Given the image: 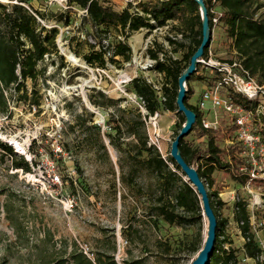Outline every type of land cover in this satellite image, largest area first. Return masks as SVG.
<instances>
[{"label":"rangeland","instance_id":"rangeland-1","mask_svg":"<svg viewBox=\"0 0 264 264\" xmlns=\"http://www.w3.org/2000/svg\"><path fill=\"white\" fill-rule=\"evenodd\" d=\"M103 1L117 11L130 6L122 0ZM148 1L154 0L144 2ZM0 3L7 10L13 4L22 5L36 18L37 31L43 28L42 34L56 30L54 45H50V51L37 65L36 80H26L19 92L13 87L4 92L8 109L0 112V140L34 165L24 172L0 159V264H44L64 251L69 252L73 242L90 258L103 249L111 252L114 243L112 253L120 264L140 258L143 264H188V244L196 228L169 225L157 216L154 203L158 187L153 173L140 163L146 156L142 151L144 140L147 148L155 146L163 157L170 152L180 124L179 112L161 106L157 114L149 115L132 81L141 78L156 85L164 83L168 88L171 85L154 71L125 67L128 60L120 56L112 62L110 50L118 42H125L131 48L132 58L148 40L151 43L142 52L145 58L155 60L149 52L153 50L163 59H181L191 35L186 31H182L184 35L178 33L184 27H179L177 20L167 21V29L141 28L127 36L122 28L101 31L84 9L69 5L67 0H0ZM257 6L253 4L250 13L262 15L264 8ZM211 9L221 10L212 2ZM211 32L209 50L213 57L241 64L226 37L224 23L218 20ZM142 39L143 45L132 48L134 40L140 43ZM29 46L26 44L25 48ZM100 50L105 51L106 67L85 61L86 55ZM65 51L72 52L83 67L69 62ZM125 73L132 80L121 84L119 81L127 80L122 77ZM198 74L203 78L195 76L188 81L194 91L189 102L200 111L201 124L204 121L215 129L218 146L244 158L247 169L253 168L261 175L264 157L256 153L250 156L248 150L237 145L234 133L227 132L231 126L228 116L221 110L204 111L198 107L204 90L217 87L220 95L226 96L228 87L219 85L221 79L207 66H199ZM258 100L264 104V95H259ZM262 115L251 121L260 137L264 132ZM115 125L120 126L119 132ZM186 140L199 150L206 147V139L198 137L197 130ZM251 157L255 161L253 167H249ZM231 175V168L216 169L215 182L210 187L216 193L214 200L221 201L217 207L219 218L225 220L217 252L233 248L243 264H255L244 256L245 240L229 192L234 191L246 201L251 231L256 234L262 256L264 186L253 185L258 196V204H253L254 194ZM129 225L132 242L125 238ZM206 231L204 218V238Z\"/></svg>","mask_w":264,"mask_h":264},{"label":"trees","instance_id":"trees-1","mask_svg":"<svg viewBox=\"0 0 264 264\" xmlns=\"http://www.w3.org/2000/svg\"><path fill=\"white\" fill-rule=\"evenodd\" d=\"M67 2L69 5L87 9L88 19L99 30L107 31L111 28H122L126 36L141 28H154L155 26L165 25L169 20H177L180 24L179 27H184V30L179 28L178 33L182 35V31H186L191 35L190 43L186 47L182 58L173 59L168 57L160 61L157 53L149 50L151 57L157 59L154 69L163 73V78L171 85L168 88L164 83L161 84V95L165 97V100L160 98L158 91L154 89L151 83L145 82L141 78H134L132 81L133 89L143 99L145 109L149 115L159 112L161 106L170 112L177 111L175 101L178 92V77L189 65L190 58L202 38L199 8L194 0H154L140 3L138 5L139 10H134L129 6L120 11L115 10L112 5L103 0H67ZM211 2L212 0H204L208 10L210 28L213 25L210 12ZM216 3L222 12L219 21L225 25L226 37L231 41L230 46L241 60L243 68L259 84H262L264 82V16L262 17L264 12L262 15L255 16L256 13H250L249 9L253 4H257L258 9L264 8V0H216ZM6 7L0 3V112L2 113L8 109L4 92L12 87L16 92H19L22 88L24 89L26 80H36L39 73L37 65L42 60L43 55L50 51V45H54L53 38L56 33L55 29L47 31L45 34H42L43 28L37 31L36 18L22 5L13 4L8 10ZM148 16L155 21V24L150 23V17ZM3 26L6 28L5 31L1 30ZM26 44L30 46L25 48ZM208 47L205 48L203 56L206 55ZM108 52L109 50H107ZM104 54L105 51L103 50L93 51L86 55L84 59L90 65L104 68L106 67ZM110 54L112 62L118 56L127 61L131 58V48L125 42L120 41L113 46ZM199 66L186 82L187 92L184 102L196 114V121L189 134L197 130L198 137L206 139V147L204 150L193 147L186 140L188 134L180 139L179 148L184 160L189 165L196 167L205 183L211 207L217 218L216 243L214 253L208 264H243L233 248H222L221 253H218L225 220L219 218L217 207L220 206L221 201L214 200L213 197L216 193L211 192L210 187L215 182L213 173L216 169L222 171L231 168L232 179L241 185L245 184L248 176L240 172V167L245 165L246 162L239 155L235 156L228 150L218 146L215 129L204 127L201 124L200 111L189 102L194 91L190 88L188 81L194 79L195 76L196 79L203 78L198 74ZM213 72L216 75L215 77L221 78L219 72L214 70ZM24 93L27 94L26 90ZM228 95L236 106L247 111H254L259 103L258 98L248 99L231 89H229ZM33 103L37 104L38 102L34 101ZM178 115L180 124H178L176 135L185 122V117L181 113H178ZM114 129L119 132L120 126L115 125ZM234 130L235 126L231 125L227 132L234 133ZM132 133L139 138L136 132ZM142 143L144 145L142 151L143 153L146 152V156L140 161L141 166L153 173L158 187L154 203L157 216L169 225L178 227L194 226L196 228L188 244V264H190L203 246L204 217L202 215L201 200L195 188L187 181L185 174L169 153L163 157L155 146L147 148L146 140ZM233 149H237V146H234ZM0 151V159L9 161V165L13 169L29 172L31 166L34 165L23 155H19L11 145L1 140ZM201 160L202 162L199 165H195L196 162ZM70 183L73 184L72 181ZM253 183L264 186V180H254ZM234 210L235 219L245 240L243 244L244 256L253 259L255 264H262L259 261L262 250L257 243L256 234L251 231L250 215L246 201L236 202ZM130 229H132V226L129 225L125 238L132 242V238L129 237ZM114 250L115 244L113 243L111 252L103 249L96 252L93 258H90L73 242L69 252L64 251L59 257L47 260L44 264H120L112 253ZM124 264H143V260L141 258L126 260Z\"/></svg>","mask_w":264,"mask_h":264},{"label":"built area","instance_id":"built-area-1","mask_svg":"<svg viewBox=\"0 0 264 264\" xmlns=\"http://www.w3.org/2000/svg\"><path fill=\"white\" fill-rule=\"evenodd\" d=\"M122 1L126 5L127 4L130 5L131 8H133L134 10H139L138 5L144 2L145 0H122ZM212 3H216V0H212ZM124 8L126 7L124 6L123 9ZM84 11L87 14V9H84ZM210 12L212 14V24H216L219 20V17L222 15L221 14L222 12L221 10H216V9H210ZM140 13L142 12L140 11ZM150 23L155 24V21L151 17H150ZM168 27H169L168 22H166L165 25L163 26H155L154 30L158 28L167 29ZM146 29H151V28H146ZM147 41L148 40H146V43H144L143 47H140L141 52L139 51L134 52V56L131 59H129L127 62H125L124 66L127 68H131L133 66H134L133 68L135 67L140 68L141 72L154 71V74L157 77L163 78V73L157 72L154 69L157 59L152 60L149 56L145 58L142 54L143 50H145L146 47H148V44L151 43ZM137 44L138 46L141 44L143 45V39L141 40L140 43H137L134 40L133 44H131L132 48L135 47ZM137 49H139V47ZM136 53H138V55H136ZM158 60L162 61L163 60L162 56H159ZM199 65L207 66L212 70L219 72L221 74V78H220L221 83H219V85L224 84L225 86H227L228 92L229 89H231L233 92L239 93L248 99L258 98L259 95L260 96L264 95V84H259L258 81L254 77H252L249 74V72L246 69H244L239 62L217 60L216 58L213 57L211 51L209 50V47L206 55L200 58ZM122 77H127V80L119 81V83L121 84L132 80V78L127 75V73L123 74ZM148 83H151L154 89L158 91L160 98L162 100H165V97L161 95V85H156L154 82H150L149 80ZM198 107L204 111L207 110L223 111L228 116V120L230 124L235 126L234 135L238 141L237 145L248 150L250 152V156H253L254 153H256L264 157V132L263 135L260 137L258 134L254 132V129L251 127L252 119L254 117L260 116L261 114H264L263 113L264 105L262 103L259 102L254 111H247L239 106H236L231 101L228 93L226 96H221L218 88L216 87L215 89H206L201 93ZM155 114H157V112ZM203 126L211 128L204 121H203ZM251 160L252 161L250 162L249 167L255 165V161H253V157H251ZM240 172L248 176L247 182L243 184V187L244 189H246L247 192L254 194L253 204H258V196L255 195L254 190L252 188L253 185H255L253 181L264 180V172L260 175L253 168L247 169V163L240 167ZM229 193L231 199L235 203L241 200L235 194L234 191H230ZM262 224L264 227V222H262ZM262 244H264V238L262 239ZM260 257L264 262V254H262V256L261 254L259 255V261L262 263Z\"/></svg>","mask_w":264,"mask_h":264},{"label":"water","instance_id":"water-1","mask_svg":"<svg viewBox=\"0 0 264 264\" xmlns=\"http://www.w3.org/2000/svg\"><path fill=\"white\" fill-rule=\"evenodd\" d=\"M194 1L197 3L199 8L202 38L199 46L190 58L189 65L178 77V92L175 103L177 106V112L181 113L185 117V122L171 142L169 155L174 159L181 171L185 174L187 181L191 183L198 193L201 200L202 215L207 221V231L203 240V246L190 264H208L212 254L214 253L216 243L217 218L213 208L211 207L205 183L201 179L196 167L189 165L184 160L179 148L180 139L189 134L196 121L195 112L189 109L184 102L187 92L186 82L188 78L195 73L197 66L200 63V58L203 56L204 50L209 46L212 38L208 10L204 0Z\"/></svg>","mask_w":264,"mask_h":264},{"label":"bare ground","instance_id":"bare-ground-1","mask_svg":"<svg viewBox=\"0 0 264 264\" xmlns=\"http://www.w3.org/2000/svg\"><path fill=\"white\" fill-rule=\"evenodd\" d=\"M139 41H140V39H139ZM65 55H66V58L68 59L69 62H71L72 64H75L79 67H83L81 60H79L72 52L65 51ZM98 121L101 122L102 119L99 118Z\"/></svg>","mask_w":264,"mask_h":264}]
</instances>
